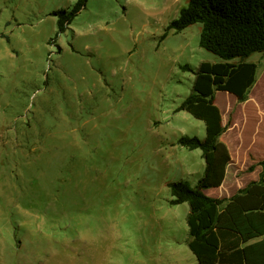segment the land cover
<instances>
[{"label":"rangeland","instance_id":"obj_1","mask_svg":"<svg viewBox=\"0 0 264 264\" xmlns=\"http://www.w3.org/2000/svg\"><path fill=\"white\" fill-rule=\"evenodd\" d=\"M73 3L0 0V264H197L168 184L202 174L177 141L204 123L175 109L181 66L220 59L167 29L187 0H87L57 33Z\"/></svg>","mask_w":264,"mask_h":264},{"label":"trees","instance_id":"obj_2","mask_svg":"<svg viewBox=\"0 0 264 264\" xmlns=\"http://www.w3.org/2000/svg\"><path fill=\"white\" fill-rule=\"evenodd\" d=\"M86 2L74 0L70 8L52 13L57 33L65 32ZM193 24H200L199 47L220 61H202L196 68L181 66L195 77L191 92L175 111L201 120L205 132L203 138L183 135L177 142L188 150L199 149L204 168L194 186L186 180L170 182L169 203L188 205L186 243L197 264H264V159L256 163L261 167L258 179L229 198L205 194L222 184L231 161L220 139L225 127L215 93H231L238 102L248 98L257 64L246 59L264 52V0H187L167 29L179 33Z\"/></svg>","mask_w":264,"mask_h":264},{"label":"crops","instance_id":"obj_3","mask_svg":"<svg viewBox=\"0 0 264 264\" xmlns=\"http://www.w3.org/2000/svg\"><path fill=\"white\" fill-rule=\"evenodd\" d=\"M214 102L225 127L220 139L226 144L231 161L222 184L205 190V194L229 198L248 182L258 179L261 167L256 163L264 159V68L259 70L257 66L255 82L245 101L238 102L233 94L217 91ZM253 164L254 169L249 171Z\"/></svg>","mask_w":264,"mask_h":264}]
</instances>
